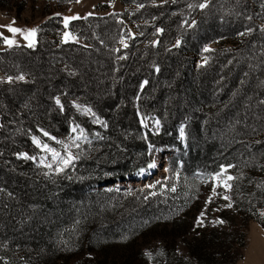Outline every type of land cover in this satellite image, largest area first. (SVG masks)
<instances>
[{
	"label": "trees",
	"instance_id": "trees-1",
	"mask_svg": "<svg viewBox=\"0 0 264 264\" xmlns=\"http://www.w3.org/2000/svg\"><path fill=\"white\" fill-rule=\"evenodd\" d=\"M220 9L226 13L213 20ZM167 16L155 18L144 42L131 41L119 58V24L111 16L68 21L69 31L87 45L61 42L64 28L54 16L37 27L32 47L0 50V264H146L137 237L163 223V203L172 196L163 188H143L138 195L135 187L124 192L96 187L144 169L149 145L179 148L176 126L182 122V168L209 172L229 165L235 214L264 229V23L258 22L264 19V0L211 2L187 37ZM220 25L227 29L219 31ZM199 30L209 32L191 42ZM218 36L232 42L204 52L207 63L195 65L193 53ZM175 39L180 43L174 44ZM163 75L169 87L162 85ZM72 99L89 104L105 119L107 128L94 143L99 149L58 174L18 158L20 151L32 152L30 135L39 129L54 135L67 131ZM137 112L153 114L159 131H143ZM201 122L207 136L222 126L229 129L232 144L214 154L217 143L202 135ZM57 191L68 201L55 204ZM184 201H177L172 216ZM211 238L209 233L189 245L197 261L165 247H156L151 256L158 264H232L239 254L231 247L221 246L220 259L203 250ZM81 252L90 257L77 260Z\"/></svg>",
	"mask_w": 264,
	"mask_h": 264
},
{
	"label": "rangeland",
	"instance_id": "rangeland-1",
	"mask_svg": "<svg viewBox=\"0 0 264 264\" xmlns=\"http://www.w3.org/2000/svg\"><path fill=\"white\" fill-rule=\"evenodd\" d=\"M214 1L216 0H79V2L77 0H0V50L7 49L12 45L28 46L30 42L33 45L36 31L35 35L29 39H25V34L32 29L37 30V27L44 25L54 16L60 17V22L64 28L60 35L61 42L71 41L87 45L83 39L69 31L68 24L65 27V18L72 16L78 17L77 19L89 16H111L119 24L120 36L115 49V54H118L119 58V56L123 57L125 55V49L131 41L140 44L144 42V37L148 35V28L154 26L155 18L160 15H164V17L168 15L169 21L176 22L177 31L180 30L181 35L187 37L188 31L194 26L195 19L200 11ZM200 4H205L206 7L200 8ZM214 13H216V17L213 20H216L219 13L225 14L226 12L220 9ZM219 21L222 20L218 18L217 22ZM258 22L262 24L264 19ZM105 23V20L100 22L102 28H106ZM8 26L21 29V32H10ZM218 28L219 31L227 29L221 25ZM208 32L199 30V32L192 34L190 37L191 42L202 40ZM65 33H68L69 36L65 37ZM229 38V36H218L202 44L199 51L193 53L195 59L193 63L195 65L206 64L207 60L203 55L206 52L205 49L213 50L216 47L229 46L232 42ZM6 40L13 41V43L9 45L5 42ZM179 40L175 39L173 43H180ZM122 51L124 52L122 53ZM255 69V67H252L253 74L256 72ZM0 78H2L1 74ZM188 79H192L191 76ZM79 80L83 81L82 79ZM160 81L163 86L169 87L164 75ZM251 98L252 96L247 100L248 103ZM70 104L73 115L69 119L67 131L54 135L39 129L38 134L30 135L34 147L32 152L20 151L17 153L18 158L28 160L33 166L43 169L46 173L58 174L68 169L71 171L77 160L89 158L91 154L99 149L98 144L94 145V143L102 137L107 128L105 119L83 101L72 99ZM181 104L185 106L183 101ZM137 118L143 131L151 134L159 131L160 123L153 114L137 112ZM221 120L222 125H227L226 122ZM204 123L201 122L199 130L206 138L216 141L217 153L214 154H221L223 144H232L229 140L231 132L222 126V128L214 130L210 133V136H207ZM228 123L237 124L239 121H229ZM185 128L184 122L178 123L176 126V140L179 148L157 145L147 147L148 165L140 171L149 172L148 170H152L154 166L155 173L153 175H146L145 179L138 177L139 180L135 182L115 181L105 187L100 188L97 186L96 188L124 192V190L135 187L138 189V195L143 188L151 190L163 188V192H169L172 196L168 202L163 203V223L147 230L143 229L142 233L139 234L140 236L137 237L136 247L140 253L143 252L147 256L146 259H142L146 264H158L156 263L157 259L151 256V251H154L156 247L173 248L179 257L192 262L197 261L190 250L193 246L190 247L189 245L197 244L198 240L205 239L209 233H212L211 239H213V242L209 244L208 241H205L203 247L205 252L220 259L221 246H227L233 249L232 252H238L237 254H239L232 264H264V229L252 219L245 222L241 221L239 215L235 214L229 196V187L225 186L230 183V180H228V177H231L229 165H220L209 172L193 170L191 173H187L186 171L189 169L182 168L180 159L185 156ZM34 141H39V144ZM44 145L58 152L61 157H66L70 152L76 158L63 171H58L60 167H63L59 157L54 159L52 153L44 149ZM162 153L163 157L161 159ZM49 164L51 165L50 168L47 167ZM222 169H224L223 172ZM108 180L110 179L105 181ZM173 188H175V191H172ZM93 190L94 188H89V191ZM60 193L57 191L53 194L52 200L55 204L68 201V199L62 198ZM225 196L228 197L227 200L224 199ZM178 200H185L184 204L186 205L183 208L179 206L177 214L172 216V212L176 211L175 207ZM54 203L53 205L56 206ZM229 204L231 207L228 206ZM202 213L203 215H201ZM261 213H264V206ZM218 220L223 221V223H217ZM135 222L137 221H133V225H135ZM239 236H242L243 243L241 245L238 243ZM123 255L124 253H122ZM133 256L135 257L131 258L134 261L139 260L136 257L137 255ZM83 257L88 259L90 255L81 252L75 258L80 260ZM222 262L225 264L227 261Z\"/></svg>",
	"mask_w": 264,
	"mask_h": 264
},
{
	"label": "snow or ice",
	"instance_id": "snow-or-ice-1",
	"mask_svg": "<svg viewBox=\"0 0 264 264\" xmlns=\"http://www.w3.org/2000/svg\"><path fill=\"white\" fill-rule=\"evenodd\" d=\"M77 2H79V0H77ZM199 7H200V8H204V7H206V5H205V4H200ZM77 18H78V17H76V16L66 17V18H65V27H67V24H68V21H69V20H75V19H77ZM8 30H9L10 32H13V33L21 32V29H18V28L12 27V26H8ZM35 31H36L35 29H32V30H30L29 32H27V33L25 34V39H29L30 37L34 36V35H35ZM68 36H69V34H68V33H65V37H68ZM5 42L8 43L9 45H11V44L13 43V41H10V40H6ZM121 42L123 43V41H121ZM28 46H29V47H32L33 45H32V43L30 42ZM205 51H208V49H205ZM19 79H23V77L21 76V77H19ZM57 103H59L58 100H57ZM73 131H75V129H73ZM45 135H47V133H45ZM34 142H36L37 144H39V141H34ZM43 147H44V149H45L46 151H49V152L52 153V156H53L54 159H56L57 157H59V159H60V163L63 165V167H60V168L58 169V171H63L64 168L67 167L68 165H70V164L73 162V160L76 158V157H73V155H72L70 152L67 154L66 157H61L60 154H59L58 152H56L55 150L49 148L47 145H44ZM65 148H67V146H65ZM47 167L50 168L51 165L49 164V165H47ZM223 171H224V169H222V172H223ZM217 178H218V177H217ZM231 179H232V177L229 176V177H228V180H231ZM225 186H226V187H229V185H225ZM172 191H175V188H173ZM224 199L227 200L228 197L225 196ZM228 206L231 207L230 204H229ZM201 215H203V213H202ZM261 216H264V213H261ZM216 222H217V223H223V221H219V220L216 221Z\"/></svg>",
	"mask_w": 264,
	"mask_h": 264
},
{
	"label": "water",
	"instance_id": "water-1",
	"mask_svg": "<svg viewBox=\"0 0 264 264\" xmlns=\"http://www.w3.org/2000/svg\"><path fill=\"white\" fill-rule=\"evenodd\" d=\"M162 157H163V153H162V155H161V159H162ZM155 173V170H151V171H149V173H148V175H153ZM140 179H145V176L144 177H141ZM139 179H138V175H134V174H131V175H127V176H125V177H120V178H118V179H110V180H108V181H103V182H101V183H99V187H105L106 185H108V184H112V183H114L115 181L117 182H122V181H132V182H135V181H138Z\"/></svg>",
	"mask_w": 264,
	"mask_h": 264
},
{
	"label": "bare ground",
	"instance_id": "bare-ground-1",
	"mask_svg": "<svg viewBox=\"0 0 264 264\" xmlns=\"http://www.w3.org/2000/svg\"><path fill=\"white\" fill-rule=\"evenodd\" d=\"M163 153H164V152H163ZM153 167H154V166H153ZM153 167H152V169H154ZM148 171H151V170H148ZM147 174H148L147 171H146V172H142V171H141V173L139 174V177H144V176H146Z\"/></svg>",
	"mask_w": 264,
	"mask_h": 264
}]
</instances>
